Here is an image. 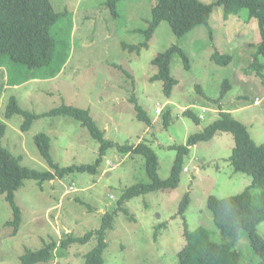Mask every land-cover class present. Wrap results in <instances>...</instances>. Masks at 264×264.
Instances as JSON below:
<instances>
[{
    "label": "rangeland",
    "instance_id": "rangeland-1",
    "mask_svg": "<svg viewBox=\"0 0 264 264\" xmlns=\"http://www.w3.org/2000/svg\"><path fill=\"white\" fill-rule=\"evenodd\" d=\"M107 1L51 0L60 15L51 30L56 43L53 63L30 70L8 59V66L0 68V120L6 125L2 143L21 158L23 166L51 171L35 143L39 134L50 137L51 156L62 168L93 164L100 143L78 121L65 116L41 117L24 132L23 115L6 116L11 99L23 111L39 116L63 105L89 110L106 139L121 146L145 143L151 147L158 157L161 179L171 175L177 156L174 147L186 145L191 135L204 131L223 111L238 110L232 116L248 128L257 145L264 143V70L260 76L250 68L261 37L257 21L248 20L247 10L226 16L215 5L217 0H200L214 5L208 24L178 38L162 22L149 48L137 54L124 45L144 42L138 30L148 27L158 0L119 1L114 16ZM173 46L186 54L189 66L179 53L173 54L171 76L177 84L168 97L163 82L151 80L158 72L152 61ZM216 52L231 56L230 63L214 62ZM260 61L264 64L263 58ZM256 99L260 104L255 105ZM135 103L150 124L137 117ZM187 109L200 117V124L184 116ZM234 147L231 133L198 143L185 158L187 169L176 189L135 197L120 210L124 192L149 183V178L142 156L123 154L117 147L107 151L96 174L71 173L45 182L42 188L34 180H25L15 193L22 212L16 236L13 227L6 226L13 219L12 208L5 195H0V264H20L27 249L38 251L45 244H58L65 234L80 238L95 232L106 213L114 215V222L113 229L106 232L104 264H179L185 244L184 222L191 231L204 227L212 240L220 242L208 198L234 196L252 184L249 175L236 173L231 166ZM72 186L74 191H70ZM187 193L190 201L183 218L179 207ZM257 231L264 237V221ZM97 240L95 236L85 244L59 248L52 261L37 264H84ZM234 249L242 264L260 259L244 230Z\"/></svg>",
    "mask_w": 264,
    "mask_h": 264
},
{
    "label": "trees",
    "instance_id": "trees-1",
    "mask_svg": "<svg viewBox=\"0 0 264 264\" xmlns=\"http://www.w3.org/2000/svg\"><path fill=\"white\" fill-rule=\"evenodd\" d=\"M122 0H108L113 16L116 14L117 3ZM138 1V0H130ZM216 6L224 9V14L239 15L243 10L248 11V20L257 21L260 33V42L256 46L251 70L262 76L264 64V0H217ZM212 4L202 3L200 0H158L152 8L151 20L148 27L138 30L145 37L144 42L134 45H124L125 49L140 54L143 49L149 48L156 29L162 22H167L174 35L178 38L185 36L193 29L208 24L212 12ZM60 19L55 12L51 0H0V68L8 66V59L17 65L26 66L30 70L46 68L53 63L56 43L51 30ZM174 53H179L189 66V59L178 47L173 46L168 51L158 54L152 61L158 69L151 80L163 82L165 94L169 97L173 87L177 84L171 76L170 62ZM212 60L219 65L229 64L231 56L218 52L212 55ZM133 102H135L133 100ZM137 117L141 121L151 123L145 112L135 103ZM19 114L25 117L22 131L30 129L32 123L46 116H65L78 121L87 129L91 136L100 143L99 157L93 164L72 165L62 168L55 163L51 156V139L46 134L35 137V143L40 155L47 161L51 171H36L21 164V158L14 156L4 148L2 140L6 133V125L0 120V195H5L13 211V219L6 226L14 229L16 236L22 224V212L16 203L15 193L24 185L25 180H34L40 188L45 182H52L57 178L63 179L66 175L75 172H89L96 174L103 162L107 151L117 147L123 154H134L145 159L146 173L149 183H139L128 188L119 203V210L125 202L135 197L152 192L176 189L181 181L185 158L191 147L201 142L210 141L216 134L231 133L234 136L235 147L230 156L231 166L236 173H244L252 178V184L242 193L217 199L208 198V208L212 212L214 225L220 233V242L212 240L210 233L204 227L191 231L184 222L185 244L179 253V264H242L240 253L234 249L241 231L249 234L251 246L260 257L254 264H264V237L258 234L257 227L264 221V143L257 145L251 138L248 128L236 120L231 113L221 112L220 118L204 129L191 135L187 144L174 147L177 156L172 167L171 175L161 179L158 175L159 161L157 154L145 143L133 145H118L105 138L102 131L90 115L89 110L63 105L51 110L42 116L23 111L17 101L11 99L6 116L8 119ZM184 116L200 124L201 119L192 110L187 109ZM169 115L165 116V122ZM190 196L187 193L179 207V214L185 218ZM114 215L106 213L103 225L95 232L87 233L84 237H74L71 233L65 234L60 243H48L38 251L26 250L21 257L20 264H37L50 262L55 258L58 249H68L73 244H85L96 236L97 246L85 255L84 264H104L103 253L106 248V232L113 229ZM164 224L158 226L156 239Z\"/></svg>",
    "mask_w": 264,
    "mask_h": 264
},
{
    "label": "built area",
    "instance_id": "built-area-1",
    "mask_svg": "<svg viewBox=\"0 0 264 264\" xmlns=\"http://www.w3.org/2000/svg\"><path fill=\"white\" fill-rule=\"evenodd\" d=\"M259 103H260V100L257 99L256 102H255V104L258 105ZM204 112H206L205 109H204ZM156 113L160 115V114L162 113V110L158 108V109L156 110ZM201 118L203 119V116H201ZM107 164H108V163H107ZM108 165H109V164H108ZM74 190H75L74 187H71V188H70V191H74Z\"/></svg>",
    "mask_w": 264,
    "mask_h": 264
},
{
    "label": "crops",
    "instance_id": "crops-1",
    "mask_svg": "<svg viewBox=\"0 0 264 264\" xmlns=\"http://www.w3.org/2000/svg\"><path fill=\"white\" fill-rule=\"evenodd\" d=\"M3 68V67H2ZM227 112H229V113H231L232 115H233V112L235 113V112H237L238 110H226Z\"/></svg>",
    "mask_w": 264,
    "mask_h": 264
},
{
    "label": "clouds",
    "instance_id": "clouds-1",
    "mask_svg": "<svg viewBox=\"0 0 264 264\" xmlns=\"http://www.w3.org/2000/svg\"><path fill=\"white\" fill-rule=\"evenodd\" d=\"M257 100V99H256ZM256 100H255V102H256ZM260 104V103H259ZM256 105V104H255ZM187 169V168H186ZM186 169H184V171L186 172ZM73 187V186H72ZM75 189V188H74Z\"/></svg>",
    "mask_w": 264,
    "mask_h": 264
}]
</instances>
